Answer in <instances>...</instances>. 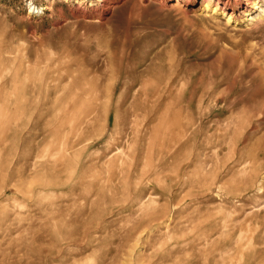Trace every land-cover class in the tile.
<instances>
[{"label":"rangeland","instance_id":"obj_1","mask_svg":"<svg viewBox=\"0 0 264 264\" xmlns=\"http://www.w3.org/2000/svg\"><path fill=\"white\" fill-rule=\"evenodd\" d=\"M202 1L0 0V264H264V20Z\"/></svg>","mask_w":264,"mask_h":264},{"label":"bare ground","instance_id":"obj_2","mask_svg":"<svg viewBox=\"0 0 264 264\" xmlns=\"http://www.w3.org/2000/svg\"><path fill=\"white\" fill-rule=\"evenodd\" d=\"M161 1L162 4L168 5L171 0H161ZM194 2L195 0H189L188 4L191 5L194 4ZM202 2H203L204 10L206 12L213 13L215 16H217V18L226 16L228 23L251 25L257 21L264 20V0H203ZM158 95L159 94H157V96ZM139 105H141V103H139ZM150 107H152V105ZM176 126L183 127L182 124L180 125L179 123H176ZM98 189L101 190V188ZM7 236H8V232L0 236L2 238L1 240L5 241V243H9V241L7 240Z\"/></svg>","mask_w":264,"mask_h":264}]
</instances>
